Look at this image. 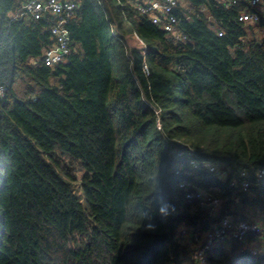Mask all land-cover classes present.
Instances as JSON below:
<instances>
[{
  "label": "trees",
  "instance_id": "trees-1",
  "mask_svg": "<svg viewBox=\"0 0 264 264\" xmlns=\"http://www.w3.org/2000/svg\"><path fill=\"white\" fill-rule=\"evenodd\" d=\"M27 1L0 0V264H198L223 217L264 221V15L240 22L248 0H181L173 33L146 0H67L54 67L52 17L14 19ZM206 259L264 264V233Z\"/></svg>",
  "mask_w": 264,
  "mask_h": 264
},
{
  "label": "built area",
  "instance_id": "built-area-1",
  "mask_svg": "<svg viewBox=\"0 0 264 264\" xmlns=\"http://www.w3.org/2000/svg\"><path fill=\"white\" fill-rule=\"evenodd\" d=\"M180 0H146L144 5H137V11L148 16L153 25L161 26L166 32L173 33L174 27L177 24V19L174 16V11L177 8ZM234 3V2H233ZM251 8L257 10L259 13H243L240 14L238 20L240 22L255 24L259 20L260 13L264 15V7L262 0H248ZM228 6V5H226ZM76 4L67 0H28L21 8L18 15L14 17L15 20L23 18H30L32 20H39L45 16L52 17L53 25L50 28V35L54 39V45L43 51L41 60L39 61L45 67H54L66 61L70 54V38L69 32L65 28V23L73 15L76 9ZM113 36H116L112 32ZM130 42L136 49H143L144 44L139 40L136 34L130 35ZM180 41L183 38L179 39ZM38 62V63H39ZM37 62H34V65ZM147 73V69H145ZM4 91L0 87V96ZM211 172L214 169H209ZM264 176V170H259L258 177ZM248 183L241 185L242 190H247ZM181 189H186L187 184L181 183ZM185 200L187 202L197 201L202 208L216 209L220 201L208 194L201 191H186ZM264 225L241 222L235 224L228 216L223 217L218 227L205 234L199 242V246L194 254V260L198 264H207V255L213 249L228 242H243L244 239L250 234H263ZM185 233H182V237ZM253 255L256 251H251Z\"/></svg>",
  "mask_w": 264,
  "mask_h": 264
},
{
  "label": "rangeland",
  "instance_id": "rangeland-1",
  "mask_svg": "<svg viewBox=\"0 0 264 264\" xmlns=\"http://www.w3.org/2000/svg\"><path fill=\"white\" fill-rule=\"evenodd\" d=\"M180 1H181V0H180ZM128 43L131 45L130 41H128ZM76 176H77L78 179H80V178L82 177V173H81V172H77V173H76ZM256 221H257V223H258L259 225L264 224V221H263V220L261 221V220H259V219H256ZM251 247H253V251H254V249H255L256 246H255V244H252ZM255 251H257V250H255Z\"/></svg>",
  "mask_w": 264,
  "mask_h": 264
},
{
  "label": "crops",
  "instance_id": "crops-1",
  "mask_svg": "<svg viewBox=\"0 0 264 264\" xmlns=\"http://www.w3.org/2000/svg\"><path fill=\"white\" fill-rule=\"evenodd\" d=\"M131 43V45H132V42H130Z\"/></svg>",
  "mask_w": 264,
  "mask_h": 264
},
{
  "label": "water",
  "instance_id": "water-1",
  "mask_svg": "<svg viewBox=\"0 0 264 264\" xmlns=\"http://www.w3.org/2000/svg\"><path fill=\"white\" fill-rule=\"evenodd\" d=\"M207 208V207H206Z\"/></svg>",
  "mask_w": 264,
  "mask_h": 264
}]
</instances>
